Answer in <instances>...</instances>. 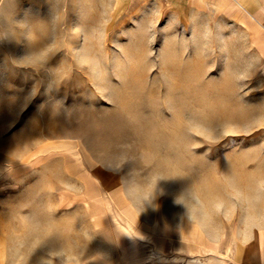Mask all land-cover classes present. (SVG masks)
I'll return each mask as SVG.
<instances>
[{"label": "rangeland", "instance_id": "1", "mask_svg": "<svg viewBox=\"0 0 264 264\" xmlns=\"http://www.w3.org/2000/svg\"><path fill=\"white\" fill-rule=\"evenodd\" d=\"M213 29L142 1L0 0V264H117L118 233L134 264L239 260L264 84ZM175 233L186 255L160 258Z\"/></svg>", "mask_w": 264, "mask_h": 264}, {"label": "crops", "instance_id": "2", "mask_svg": "<svg viewBox=\"0 0 264 264\" xmlns=\"http://www.w3.org/2000/svg\"><path fill=\"white\" fill-rule=\"evenodd\" d=\"M134 2H144L155 5L158 9L172 11L176 15L190 14L194 17L205 19L210 31H214L218 23L224 34L235 33L238 36L236 42H239L238 48L245 50L246 55L253 60L255 79L264 84V0H133ZM255 221L253 226L249 225L250 232L243 230L240 224L238 232V247L236 256L239 260L234 264H264V201L255 205ZM246 226V224H245ZM252 227V228H251ZM134 240L128 234L125 236L119 233L112 236L111 239L104 238L106 245L113 247L120 257L121 263L117 264H134L127 260L126 244ZM140 249V241H136ZM143 242V241H142ZM148 243V242H147ZM145 245L146 242H143ZM188 243L178 238L176 233L164 237L159 242L160 258L171 256L177 259L185 256L187 253ZM140 245V246H139ZM192 246L194 245L191 243ZM164 247V249H163ZM196 247V246H195ZM190 251H193L192 248ZM173 252V253H172ZM124 254V257H123ZM164 254V255H163ZM198 256V255H197ZM211 255L204 257H190L185 264L190 261L205 260ZM214 257V256H213ZM215 258V257H214ZM216 259V258H215ZM125 260V262H123ZM218 261V260H216ZM227 262L224 259V263ZM169 264H177V261ZM204 264H208L207 262ZM214 264H221L214 262Z\"/></svg>", "mask_w": 264, "mask_h": 264}]
</instances>
